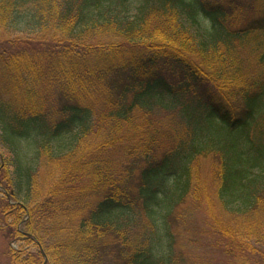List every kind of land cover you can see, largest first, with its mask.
<instances>
[{
	"label": "trees",
	"instance_id": "trees-1",
	"mask_svg": "<svg viewBox=\"0 0 264 264\" xmlns=\"http://www.w3.org/2000/svg\"><path fill=\"white\" fill-rule=\"evenodd\" d=\"M132 3L0 0L4 264H197L172 228L202 160L221 209L207 234L231 264L251 259L255 234L232 223L264 219V0ZM41 155L71 171L36 201Z\"/></svg>",
	"mask_w": 264,
	"mask_h": 264
},
{
	"label": "rangeland",
	"instance_id": "rangeland-1",
	"mask_svg": "<svg viewBox=\"0 0 264 264\" xmlns=\"http://www.w3.org/2000/svg\"><path fill=\"white\" fill-rule=\"evenodd\" d=\"M139 3L140 0H133L132 6L136 7ZM243 56L251 57V59L254 58V55H250L249 52L244 53ZM253 67L247 66L249 72H252L254 70ZM177 112L178 108H174V111L172 112H167L164 108L160 107L156 108L154 113L156 114L157 118H163L168 124H170L171 122H174L176 120L174 118L178 116ZM102 126L106 127L105 124H103ZM118 134L119 137H125L126 135H128V131L125 132L124 130V132H118ZM106 137V135H94L87 140H83V143H81L78 148L83 154L85 151H87V149H89L90 146L91 148H94V145L102 143V139H105ZM25 148L26 142L23 143L22 149ZM0 153L3 154L1 150ZM33 154L34 153H32L31 151V155ZM41 156L40 163H38L37 168V185L34 195L36 201L43 200L48 195L49 186L63 175L64 170H67L69 172L71 171V167L68 162L64 163V165L63 162L59 163V160H54L46 155ZM213 166L214 165L212 164V162L208 160H202L198 164V170L200 172V182L202 183L201 189L199 192H196V194H193L192 198L187 202V205L181 211V215L185 220V222L183 223L184 225H181L180 227L174 225L172 231L175 235L174 240L176 241V251H182V253L185 254L187 258H190V261L194 257L197 261V264H209V262H211V264H226V262H228L227 264H231L234 261L239 262L240 260H238L237 258H231V256L229 257L225 252V247L222 248V246L218 245V240L216 238L210 237L207 234V229L210 225L209 223H212L214 220H216L221 211L220 205L216 200L215 187L214 185L212 186V174L214 169ZM84 181L87 183L88 180L85 179ZM0 190L5 192L3 188H0ZM0 195L4 196L5 194L0 193ZM251 222L244 224V227L241 225L237 226L236 221H234L232 225L235 231H238L239 228H244L243 233L245 231H248L255 234L253 240L250 239L248 233L246 235L247 237H244V241L246 242L244 244V247L247 249L249 256L251 255V259L245 261L244 264H254L255 262L257 264V259L264 264V219L261 218L258 221L254 219V221L252 223ZM0 226H4L2 221H0ZM247 228H250V230ZM107 240L113 241V239L109 238ZM10 241L11 240L5 238L0 231V262L3 264L7 262L3 254L9 249V246L11 245ZM14 246L16 248L22 249L21 251L25 255H27L28 252L37 253L39 249L37 245L34 244V242H30L28 244L27 242L23 243L19 241L16 242ZM242 259L243 258H241V260ZM224 260L225 262L222 263V261Z\"/></svg>",
	"mask_w": 264,
	"mask_h": 264
}]
</instances>
